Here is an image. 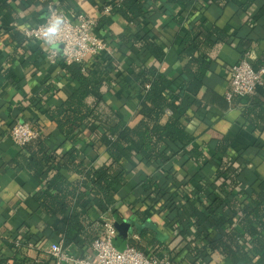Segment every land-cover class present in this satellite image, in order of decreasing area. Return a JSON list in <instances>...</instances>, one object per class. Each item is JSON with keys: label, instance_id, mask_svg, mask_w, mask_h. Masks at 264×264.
<instances>
[{"label": "crops", "instance_id": "0c3cea01", "mask_svg": "<svg viewBox=\"0 0 264 264\" xmlns=\"http://www.w3.org/2000/svg\"><path fill=\"white\" fill-rule=\"evenodd\" d=\"M50 1L61 5L72 17L81 13L100 21L103 17L109 18L110 23L100 22L96 34L114 50L112 54H103L94 60H102L112 68L116 83L111 84L106 92L105 102L111 111L122 118L124 125L134 127L139 123L141 116L138 111L145 97L142 88L129 76L131 68L136 65L158 67L172 81L170 95L174 104L180 105L185 98H190L193 103L198 101L188 111L189 120L186 121L187 132L194 137L192 147L203 150L207 160L215 158L220 161L223 157L216 153V147L222 142H230L229 156H241L249 163L252 177L245 179L255 178L253 187L259 191L264 181V130H257L253 123L245 119L244 112L245 107L253 103V97L264 102V87L254 96L236 98L233 102H229L226 96L231 90L232 68L241 59L244 41H248L246 46L251 52L252 64L264 54V10L260 14L263 4L243 11L238 5L222 9L207 0H201L195 8L171 4L168 0H151L149 13L136 26L129 25L121 16L111 15L113 4L118 0H0V256L8 258L9 264H15L18 251L11 249V241L24 239L35 243V247L27 250L37 262L44 263L52 260L48 248L61 240L56 232L60 219L46 216L34 200V195L44 187L46 176L33 175L24 168L15 167V162L21 161L22 148L13 143L9 132L16 122L33 124L48 137L47 146L57 155L77 147L85 154L89 166L101 165L108 159L106 148L98 141V135L105 131L103 127L98 126L94 132L91 129L81 130L71 142L66 143L46 114L48 108L59 105L66 94L77 87L62 66L65 61L61 59L57 64L50 63L47 60L50 47L28 39L24 34L26 28L46 18V7ZM108 7L110 10L106 12ZM193 28L209 33L219 29L231 40L212 50L206 86L198 97L187 90V61L181 59L182 41ZM14 33L24 36L26 40L19 42L13 37ZM145 33L163 46L166 56L162 63L141 53L138 45L134 44V39ZM126 39L129 42H125ZM189 158L191 160L179 158L175 161L173 175L177 182L187 186L184 192L179 193L181 201L199 206L203 199L194 192L203 186L200 176L203 167L195 159ZM215 171L212 167L208 175L212 184ZM64 173L72 180L78 178ZM155 173L156 169L151 165L132 167V174L119 194L118 207L124 216L123 223H130L133 227L136 221V224L143 225L141 219L134 218V211L141 210L148 226L157 230L159 241L168 251L175 252V262L194 264L189 251L202 244L197 239L196 231L191 230L193 225H188L192 235L184 239L183 225L168 224L161 214L152 212L140 197L144 181L155 177ZM129 199L135 202V210ZM110 215L114 219L113 213ZM218 232L213 229L212 235ZM156 236L152 231L148 232L146 238L131 233L128 241L138 242L145 252L158 256L156 253L160 249L154 245ZM165 256L170 258L168 252ZM210 264L230 262L215 254Z\"/></svg>", "mask_w": 264, "mask_h": 264}, {"label": "trees", "instance_id": "16d2710c", "mask_svg": "<svg viewBox=\"0 0 264 264\" xmlns=\"http://www.w3.org/2000/svg\"><path fill=\"white\" fill-rule=\"evenodd\" d=\"M150 1L118 0L113 4L111 15L121 16L129 25L138 26L149 13ZM207 1L222 9L238 5L243 11L257 4L264 5V0ZM168 2L195 8L201 0ZM263 10L264 7L260 14ZM108 19L103 17L100 22L110 23ZM13 37L21 43L26 40L18 33H14ZM125 42L129 41L126 39ZM133 42L141 53L152 56L159 63L164 61L166 52L163 46L148 33L136 37ZM230 42V36L219 29L209 33L193 28L184 37L181 59L187 61L185 71L189 78V92L196 97L201 94L210 71L212 50L219 44ZM247 42L245 40L242 44L241 58L249 51ZM252 65L256 70L264 68V54ZM62 66L77 87L66 94L59 105L48 108L46 114L66 143L71 142L81 130L91 129L94 132L98 126L103 127L105 131L98 135V141L106 148L108 159L101 165L89 166L85 154L77 147L57 155L48 148V137L41 133L22 148L21 161L15 162V167L24 168L33 175L46 176L44 187L34 195V200L46 216L60 219L56 232L63 239L65 248H74L81 255L90 252L95 240L102 235L99 221L102 215L113 213L116 222L123 223L124 216L118 207L120 190L131 176L132 167L145 164L155 167L156 176L144 181L140 197L152 212L161 214L168 224L183 225L184 239L192 235L188 225H193L191 230L196 231L202 245L189 251L192 263L210 264L213 256L219 254L230 264H264V181L259 191L254 189L255 178L245 179L252 177L249 163L241 156H229L231 143L228 141L218 144L215 149L223 157L220 161L215 158L207 160L203 150L192 147L194 137L187 132L186 121L189 120L188 111L198 101L193 103L190 98H185L180 105L174 104L170 95L172 81L168 75L155 66H133L129 76L142 88L145 97L138 111L141 120L131 127L124 125L122 118L105 102L106 92L111 84L116 83L109 64L93 60L65 62ZM104 88L106 91H103ZM263 104L261 99L253 97V103L248 104L244 112L245 119L262 132ZM189 157L203 167L200 173L203 186L194 192L203 199L199 206L181 201L179 193L184 192L187 186L177 182L173 175L175 161L179 158L191 160ZM212 167L216 170L214 184L208 179ZM64 171L78 178L72 180ZM128 202L135 210V202L131 199ZM134 215L136 220L141 219L143 225L133 222V234L146 238L152 231L157 235L155 227L148 226L141 210L134 211ZM213 229L219 232L212 235ZM20 241L23 243L20 247L10 244L19 255L14 258L15 264H54L53 259L37 262L27 250L26 241ZM127 245L145 251L133 240ZM154 245L160 249L156 253L158 257L162 258L168 252L172 264H177L175 252L168 251L157 236ZM0 264H9V259L0 256Z\"/></svg>", "mask_w": 264, "mask_h": 264}, {"label": "built area", "instance_id": "2783aa9c", "mask_svg": "<svg viewBox=\"0 0 264 264\" xmlns=\"http://www.w3.org/2000/svg\"><path fill=\"white\" fill-rule=\"evenodd\" d=\"M110 7L106 8V12ZM46 18L35 26L25 29L28 39L39 41L50 47L47 60L57 64L63 59L67 64L73 62L93 61L103 54H112L114 47L96 34L100 20L85 14L69 16L61 5L50 1L46 7ZM56 25L54 34L49 29ZM62 45L63 48H57ZM251 52L247 51L241 60L232 68L231 90L227 100L233 102L236 98H248L264 87V68L256 70L251 63ZM149 87H147L148 89ZM41 132L31 123L18 121L9 132L13 143L23 148L37 139ZM102 235L95 240L92 250L81 255L74 248H65L64 241L51 244L48 254L54 264H172L168 256L162 258L145 251L127 246L119 249L115 240L119 235L116 221L110 213L99 219ZM17 247L23 245L20 240L11 241ZM37 245V244H36ZM28 248L35 247L34 242L26 241Z\"/></svg>", "mask_w": 264, "mask_h": 264}, {"label": "water", "instance_id": "95a60500", "mask_svg": "<svg viewBox=\"0 0 264 264\" xmlns=\"http://www.w3.org/2000/svg\"><path fill=\"white\" fill-rule=\"evenodd\" d=\"M57 48L61 49L63 48V46L59 45L57 46ZM116 228L118 229L119 235L115 240V244L119 249L123 250L127 247L129 235L132 233L133 230L132 225L127 222H116Z\"/></svg>", "mask_w": 264, "mask_h": 264}, {"label": "clouds", "instance_id": "9594fccd", "mask_svg": "<svg viewBox=\"0 0 264 264\" xmlns=\"http://www.w3.org/2000/svg\"><path fill=\"white\" fill-rule=\"evenodd\" d=\"M56 27H57V26L54 24L53 27L49 29V34H50V35H51V34H54V31H55Z\"/></svg>", "mask_w": 264, "mask_h": 264}]
</instances>
